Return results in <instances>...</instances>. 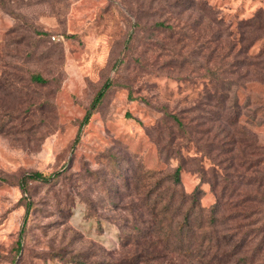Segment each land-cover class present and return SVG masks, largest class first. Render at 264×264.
<instances>
[{"label":"rangeland","instance_id":"obj_1","mask_svg":"<svg viewBox=\"0 0 264 264\" xmlns=\"http://www.w3.org/2000/svg\"><path fill=\"white\" fill-rule=\"evenodd\" d=\"M203 1L220 26L199 12ZM244 8L230 0H0V264H105L133 214H144L136 205L155 182L161 192L178 165L187 191L211 180L214 161L226 168L229 202L234 186L251 189L238 165L264 158V81L245 71L241 55L216 59L228 42L236 53L248 30L239 23L264 12ZM224 28L217 50L212 31ZM263 49L260 39L249 52ZM221 67L228 97L219 110L206 93ZM226 114L236 115L232 126ZM34 171L52 177L22 180ZM261 212L244 223L264 221Z\"/></svg>","mask_w":264,"mask_h":264},{"label":"trees","instance_id":"obj_2","mask_svg":"<svg viewBox=\"0 0 264 264\" xmlns=\"http://www.w3.org/2000/svg\"><path fill=\"white\" fill-rule=\"evenodd\" d=\"M204 1L198 5L199 12L207 11L206 18L213 26H220V19L212 16V8ZM202 16H198L197 25ZM248 30H240V49L234 53L233 44L228 42V52L212 59H224L228 56L241 55L245 71L252 72L259 81H264V49L259 53L249 52L258 40L264 39V12L259 9L254 17L239 23ZM158 25L163 28L170 27L164 22ZM257 32V33H256ZM247 33V34H246ZM228 36L224 29L212 31V40L220 46L222 37ZM226 38V37H225ZM215 47V46H214ZM214 47L212 50H214ZM240 60H237V62ZM223 63V62H220ZM225 64H222V67ZM216 67V66H215ZM211 70L216 85L206 95L213 102V107L224 109L228 97V91L223 87L225 83V68ZM218 68V67H216ZM218 73V74H217ZM33 80L42 81L39 76H32ZM110 82L105 81L92 98L89 108L84 114L81 125L87 124L89 118L109 88ZM178 128L188 132L186 124L177 116H169ZM227 124L233 125L237 121L236 115L228 119ZM191 131V130H190ZM241 142V141H240ZM242 143V142H241ZM243 145V144H242ZM245 144L243 147L246 148ZM252 152L249 151V155ZM240 162L239 167L248 173L243 185L251 186L249 190H243L240 186L232 192L234 201L229 202L226 196L227 172L219 162H212L208 178L200 179L191 191L185 190L181 185V165L162 177L163 190L160 192V183L155 182L147 191L145 203L136 205L138 211L144 208V214L134 213L131 232L127 233L126 240L115 251L112 258L105 264H264V221L246 222L250 215H257V209L264 210V178L260 181L258 176L264 174V158L254 164L250 156ZM249 158V159H248ZM242 159V158H241ZM202 163V162H201ZM201 165V175L206 176V170ZM257 166H263L258 167ZM256 168V169H255ZM51 174L34 171L26 174L22 180L29 178L47 182ZM239 177V174L236 175ZM259 185H256V183ZM205 187L210 195L208 206L201 202ZM157 193V197L151 200V195ZM257 196L259 197L257 199ZM29 205L26 204L24 218L27 216ZM232 211L228 215V212ZM264 215V213H260ZM231 219L232 223H227ZM250 227V228H249ZM103 264V263H102Z\"/></svg>","mask_w":264,"mask_h":264},{"label":"crops","instance_id":"obj_3","mask_svg":"<svg viewBox=\"0 0 264 264\" xmlns=\"http://www.w3.org/2000/svg\"><path fill=\"white\" fill-rule=\"evenodd\" d=\"M232 6L236 7L238 4L245 7V11L256 7H262L264 9V0H230Z\"/></svg>","mask_w":264,"mask_h":264}]
</instances>
